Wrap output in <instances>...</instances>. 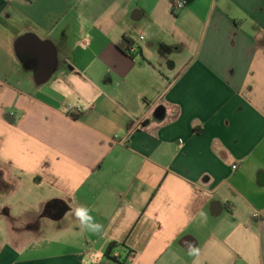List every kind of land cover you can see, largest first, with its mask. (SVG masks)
<instances>
[{
    "label": "crops",
    "instance_id": "crops-1",
    "mask_svg": "<svg viewBox=\"0 0 264 264\" xmlns=\"http://www.w3.org/2000/svg\"><path fill=\"white\" fill-rule=\"evenodd\" d=\"M170 1L0 0V264H264V0Z\"/></svg>",
    "mask_w": 264,
    "mask_h": 264
},
{
    "label": "built area",
    "instance_id": "built-area-1",
    "mask_svg": "<svg viewBox=\"0 0 264 264\" xmlns=\"http://www.w3.org/2000/svg\"><path fill=\"white\" fill-rule=\"evenodd\" d=\"M186 6V0H171L170 1V9L173 13L176 11L184 8ZM140 39H143L142 36L139 37ZM131 40V39H130ZM127 53L132 54L136 51V48L133 46V43L131 42L127 48L125 47ZM68 114L73 115V114H78L79 112V107H70L69 105L66 107ZM12 114V112L10 113ZM259 213L257 211H252L251 216L254 218H257ZM114 256H118L117 254H114Z\"/></svg>",
    "mask_w": 264,
    "mask_h": 264
},
{
    "label": "trees",
    "instance_id": "trees-1",
    "mask_svg": "<svg viewBox=\"0 0 264 264\" xmlns=\"http://www.w3.org/2000/svg\"><path fill=\"white\" fill-rule=\"evenodd\" d=\"M131 43V40L129 38H124V44H123V50L126 51L125 47L127 48V46H129ZM119 246V243L117 242H112L110 243L104 253V256L107 260L106 261H99L95 264H108V261H112V262H116V263H124L126 261L127 258V254H125L123 256V259H120L119 255L118 256H114V250L118 249L117 247Z\"/></svg>",
    "mask_w": 264,
    "mask_h": 264
},
{
    "label": "rangeland",
    "instance_id": "rangeland-1",
    "mask_svg": "<svg viewBox=\"0 0 264 264\" xmlns=\"http://www.w3.org/2000/svg\"><path fill=\"white\" fill-rule=\"evenodd\" d=\"M5 225V222L0 219V248L5 242H9L10 240V232L5 228ZM121 255L124 256L125 253L121 251Z\"/></svg>",
    "mask_w": 264,
    "mask_h": 264
},
{
    "label": "clouds",
    "instance_id": "clouds-1",
    "mask_svg": "<svg viewBox=\"0 0 264 264\" xmlns=\"http://www.w3.org/2000/svg\"><path fill=\"white\" fill-rule=\"evenodd\" d=\"M78 215L82 218V219H85V220H87V219H90L89 217H87V214H86V212L85 211H83V210H81L79 213H78ZM93 227H96V228H98L99 227V225H94Z\"/></svg>",
    "mask_w": 264,
    "mask_h": 264
}]
</instances>
